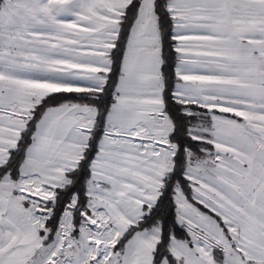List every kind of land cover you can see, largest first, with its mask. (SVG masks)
Segmentation results:
<instances>
[{
	"label": "snow or ice",
	"instance_id": "snow-or-ice-1",
	"mask_svg": "<svg viewBox=\"0 0 264 264\" xmlns=\"http://www.w3.org/2000/svg\"><path fill=\"white\" fill-rule=\"evenodd\" d=\"M0 264H264V0H0Z\"/></svg>",
	"mask_w": 264,
	"mask_h": 264
}]
</instances>
